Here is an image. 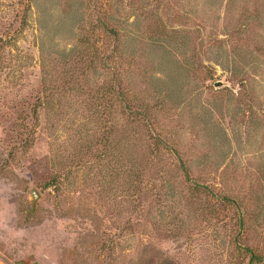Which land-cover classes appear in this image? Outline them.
<instances>
[{"label": "rangeland", "instance_id": "1", "mask_svg": "<svg viewBox=\"0 0 264 264\" xmlns=\"http://www.w3.org/2000/svg\"><path fill=\"white\" fill-rule=\"evenodd\" d=\"M235 238L264 264V0H0V262L247 264Z\"/></svg>", "mask_w": 264, "mask_h": 264}, {"label": "trees", "instance_id": "2", "mask_svg": "<svg viewBox=\"0 0 264 264\" xmlns=\"http://www.w3.org/2000/svg\"><path fill=\"white\" fill-rule=\"evenodd\" d=\"M183 172L185 173V175H187L184 167H183ZM236 234L238 235V233ZM235 241L236 242L234 245H235L236 250L238 251L237 253L238 255L236 256V258L241 259V261L242 259H244V257L247 258L248 259L247 264H261L262 263L263 257L261 256V254L258 253L259 251L256 252L250 247L239 245L238 239H236Z\"/></svg>", "mask_w": 264, "mask_h": 264}, {"label": "water", "instance_id": "3", "mask_svg": "<svg viewBox=\"0 0 264 264\" xmlns=\"http://www.w3.org/2000/svg\"><path fill=\"white\" fill-rule=\"evenodd\" d=\"M30 196H31V209H32V211H34L35 206H36V202L39 199V194L37 193L36 190H32Z\"/></svg>", "mask_w": 264, "mask_h": 264}, {"label": "crops", "instance_id": "4", "mask_svg": "<svg viewBox=\"0 0 264 264\" xmlns=\"http://www.w3.org/2000/svg\"><path fill=\"white\" fill-rule=\"evenodd\" d=\"M0 264H5V263H3V262H0Z\"/></svg>", "mask_w": 264, "mask_h": 264}]
</instances>
